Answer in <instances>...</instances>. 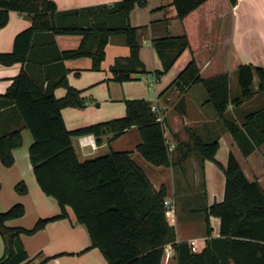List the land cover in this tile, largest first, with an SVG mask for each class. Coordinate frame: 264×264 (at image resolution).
<instances>
[{"label": "trees", "instance_id": "16d2710c", "mask_svg": "<svg viewBox=\"0 0 264 264\" xmlns=\"http://www.w3.org/2000/svg\"><path fill=\"white\" fill-rule=\"evenodd\" d=\"M235 2L172 0L184 31L180 35L154 39L155 49L162 59V68L156 69L155 73L160 75L168 70L176 57L189 48L192 56L171 84L182 89L189 84L203 82L213 90V86H210L212 79L200 76L199 64L194 57L201 47L198 42V8H204L205 17L210 21L217 6L221 11H227ZM135 3L143 4L145 0H120L113 5L123 12L126 24L112 27L105 23H60L56 18L58 14L67 15L70 10L61 13L53 0H0V27L7 23L11 9L32 14L31 25L16 35L12 50L0 52V62H24L33 33L45 28L54 33L82 34L78 47L60 51V58L88 55L92 68L97 69L105 57L109 35L120 32L125 35L130 54L117 57L110 65L114 78L123 81L130 79L134 73L147 72L139 57L138 27L130 25L127 20L129 10ZM94 31L99 37L95 49H92L87 41ZM230 65L237 69L240 88V94L232 99L234 104L253 94L254 72L259 77L257 88L264 90L263 66L242 62L234 49L231 50ZM219 84L220 95L215 99L218 114L242 153L247 155L264 141V107L246 113L242 125L226 119L223 111L229 98L228 87L226 82ZM57 85L66 89L61 97L53 93ZM0 97L5 103L16 106L22 126L31 131L33 141L29 146V159L36 180L41 189L54 197L59 205L58 213L38 218L30 228L7 224L8 219L24 213L22 203H14L0 211V234L5 246L0 264H24L28 253L21 234L33 233L50 220L68 216L66 206H70L76 219L86 225L89 247H98L109 264H161L164 246L169 242L175 251L176 264H221L230 255L234 264H246L245 258L264 264V187L257 179H248L232 152L228 154L225 164L215 158L219 145L217 138L204 140L195 136L194 148L202 158L213 159L225 175L222 199L206 203L201 208L205 214L207 234L212 230L209 216L216 215L220 219V235L208 237L200 251H192L187 240L175 241V228L166 216V186L161 185L156 189L128 150H110L80 160L71 142L72 136L89 133L98 142L108 130L112 131V137H116L128 127L136 125L140 135L137 151L150 163L168 165L170 156L164 123L157 118V111L151 108L147 99L127 98L124 115L69 129L61 109L64 106L83 107L85 101L80 90L69 84L65 75L45 88L33 78L27 67H22ZM22 141L21 127L0 134V160L4 165L13 164L12 149ZM15 188L19 192L27 190L24 181L16 183ZM243 253L250 256L244 257Z\"/></svg>", "mask_w": 264, "mask_h": 264}, {"label": "crops", "instance_id": "0c3cea01", "mask_svg": "<svg viewBox=\"0 0 264 264\" xmlns=\"http://www.w3.org/2000/svg\"><path fill=\"white\" fill-rule=\"evenodd\" d=\"M53 1L61 13L70 10L67 15L58 14L56 18L60 23H105L112 27L126 24L123 12L113 7L120 0ZM127 20L130 25L138 27L139 57L147 72L134 73L130 79L123 81L114 78L110 65L117 57L130 54L123 33L109 35L105 45V57L101 66L94 69L88 55L60 58V51L78 47L82 34L54 33L51 29L44 28L33 33L24 62H0V94L6 90L22 67H27L33 78L45 88L65 75L69 84L80 90L85 101L83 107L64 106L61 109L65 125L69 129L124 115V100L127 98L147 99L151 106L156 108L164 123V135L170 156L168 165L150 163L136 153V145L140 141L136 125L128 127L116 137H112V131L108 130L100 136V141L95 140L96 146L81 145L79 141L76 145L74 138L79 135H74L71 137L72 145L80 160L110 150H128L156 189L161 185L166 186L165 197L173 205V211L167 219L175 228V241L193 239L197 249L191 250L200 251L208 237L220 235V219L216 215L209 216L212 230L207 234L205 214L203 213L202 220L196 218V215H188L189 210H183L182 207L185 206L177 203L174 195L183 192L194 194L190 192L191 189H198V192L202 191V206L214 200H221L225 175L213 159L201 157L194 148V137L199 136L204 140L207 137H210L208 140L217 138L219 145L215 158L225 164L228 154L232 152L248 179H257L264 187V141L244 155L231 132L224 127L223 119L215 105L216 97L220 95L219 83L226 82L229 94L223 111L226 119L242 125L246 113L264 107V90L257 88L259 77L256 72L253 74V94L242 98L239 104L233 103L232 99L240 94V88L237 69L230 65L231 50L234 49L242 62L264 67V0H236L227 11H221L217 6L210 21L205 17L204 8H198V42L201 47L194 53V57L199 64L200 76L212 79L210 86H213V90L203 82L200 83L209 94L208 103L214 104L215 112H209L206 103L196 101L194 96H190L193 83L182 89L171 84L191 58L189 48H185L176 57L168 70L160 75L155 73L156 69L162 68V59L155 49L154 39L180 35L184 31L172 0H145L143 4L135 3L129 10ZM31 23V13L11 9L7 23L0 27V52L11 51L16 35ZM98 37L95 31L88 37L87 43L92 49H95ZM65 92V87L61 85L53 89L57 97L63 96ZM94 98L98 99L97 107L88 103L89 99ZM245 104H249L251 108H246L249 106ZM110 106L115 108L114 112L108 111ZM17 127H21L23 141L12 149L13 164L6 166L0 160V211L14 203H22L25 207L24 213L8 219L7 224L30 228L38 218L58 213L59 205L54 197L41 189L36 180L29 159V146L33 141L31 131L22 126L16 106L13 103H5L0 97V134ZM122 138L127 140L122 141ZM124 142L127 144L119 145ZM190 178L193 179L192 182ZM19 181L25 182V192L16 190L15 185ZM66 209L68 216L50 220L33 233L21 234V240L28 253L24 264H38L43 260L42 264H109L98 247H89L90 237L86 225L75 218L70 206H66ZM190 209L195 211L198 208L194 206ZM166 245L172 247L170 242ZM4 251L5 246L0 234V257ZM243 256L250 255L243 253ZM244 262L257 264L252 258H245ZM176 263L174 249L168 257H162L161 264ZM234 263L232 255L224 262L221 261V264Z\"/></svg>", "mask_w": 264, "mask_h": 264}, {"label": "rangeland", "instance_id": "374dc122", "mask_svg": "<svg viewBox=\"0 0 264 264\" xmlns=\"http://www.w3.org/2000/svg\"><path fill=\"white\" fill-rule=\"evenodd\" d=\"M193 89V90H192ZM192 90V91H191ZM190 91H191V93H190V96L193 98V96L195 97V99H196V101H199V102H203V103H206L207 104V109H208V111L209 112H211V111H213V112H215V107H214V104L213 103H208V98H209V94L206 92V90H204V87H203V85L200 83V82H195V83H193L192 85H191V88H190ZM189 91V92H190ZM90 102V104H92V106L93 107H97L98 105H97V102H98V99H96V98H94V99H89L88 100V103ZM93 102V103H92ZM124 104H125V100H124ZM246 106H249V107H246V108H251L250 107V105L249 104H245ZM125 110H126V106H124V110H123V112H125ZM211 110V111H210ZM109 112H114L115 111V108L114 107H112V106H110V108H109V110H108ZM113 116H115V115H113ZM113 116H111V117H113ZM128 137V136H127ZM206 140H208V139H210V137H207V138H205ZM124 140H127V138H122V141H124ZM212 140V139H211ZM74 142H75V144L76 145H78V136H76L75 138H74ZM125 144H127V143H121V144H119L120 146H124ZM136 153H138V155H141L138 151H136ZM142 157V156H141ZM142 159H144V157H142ZM220 167V166H219ZM222 169V168H221ZM223 171V170H222ZM190 181L192 182L193 181V179L192 178H190ZM191 193H194V194H187L186 192H183V194H181V193H176L175 195H174V198H175V200H176V202L177 203H179L180 205H184L185 207H182L183 208V210H189V212H188V215H196V218H198V219H200V220H202V219H204V217H203V211H202V209H201V204H202V191H200V192H198V189H196V190H192L191 189V191H190ZM165 199L168 201V205H166V206H169V212L168 213H166V216H168L169 215V213L171 212V211H173V205H172V203L165 197ZM196 207V208H198L197 210H195V211H193V210H191L190 208H192V207ZM76 218V217H75ZM165 248H168L169 249V251H171V250H173V248L171 247L170 248V246L169 245H166V246H164V249ZM163 253H165V250H164V252Z\"/></svg>", "mask_w": 264, "mask_h": 264}, {"label": "built area", "instance_id": "2783aa9c", "mask_svg": "<svg viewBox=\"0 0 264 264\" xmlns=\"http://www.w3.org/2000/svg\"><path fill=\"white\" fill-rule=\"evenodd\" d=\"M151 108H152L154 111H157L156 108H155L154 106H151ZM157 113H158V112H157ZM157 115H158L157 118L162 120L160 114L158 113ZM78 141H79V143H80L81 145H87V144H89V145H91V146H96L95 137H94V135L91 134V133H89V134H82V135H79V136H78ZM164 203H165L166 205H168V201H167L166 199H164ZM168 212H169V206H166V213H168ZM187 242H188V244H189V246H190L191 249H197V245L195 244V242H194L193 239H191V240H187ZM164 250H165V253H163V256L165 255V257H168L169 254H170L169 249H168V248H165Z\"/></svg>", "mask_w": 264, "mask_h": 264}]
</instances>
